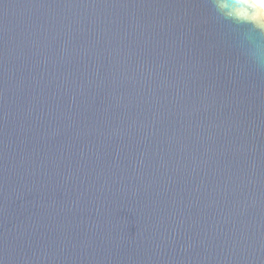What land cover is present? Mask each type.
<instances>
[{"label": "water", "instance_id": "obj_1", "mask_svg": "<svg viewBox=\"0 0 264 264\" xmlns=\"http://www.w3.org/2000/svg\"><path fill=\"white\" fill-rule=\"evenodd\" d=\"M0 264H264L263 12L0 0Z\"/></svg>", "mask_w": 264, "mask_h": 264}, {"label": "clouds", "instance_id": "obj_2", "mask_svg": "<svg viewBox=\"0 0 264 264\" xmlns=\"http://www.w3.org/2000/svg\"><path fill=\"white\" fill-rule=\"evenodd\" d=\"M249 3L257 10L264 12V0H249Z\"/></svg>", "mask_w": 264, "mask_h": 264}, {"label": "rangeland", "instance_id": "obj_3", "mask_svg": "<svg viewBox=\"0 0 264 264\" xmlns=\"http://www.w3.org/2000/svg\"><path fill=\"white\" fill-rule=\"evenodd\" d=\"M263 14H264V12H263Z\"/></svg>", "mask_w": 264, "mask_h": 264}]
</instances>
